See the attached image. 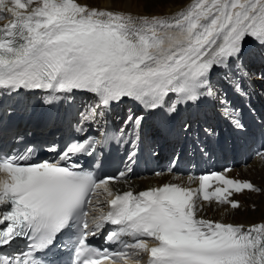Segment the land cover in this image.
<instances>
[{
	"label": "snow or ice",
	"instance_id": "1",
	"mask_svg": "<svg viewBox=\"0 0 264 264\" xmlns=\"http://www.w3.org/2000/svg\"><path fill=\"white\" fill-rule=\"evenodd\" d=\"M5 19L0 96L43 90L44 103L52 105L76 92L94 95L97 102L79 113L81 123L125 98L169 114L207 98L243 128L228 95H248L249 73L240 56L249 45L264 51V0H190L172 14L81 0H0V21ZM218 70L223 75L214 83ZM142 121L129 111L125 125L138 130ZM106 140L53 145L48 150L58 153L55 161L31 162L34 148L0 154V264H44L38 255L65 235L74 244L72 264H264V222L199 215L204 202L239 208L230 197L261 191L256 184L213 172L201 175L197 187L168 182L114 192L112 183L126 178L131 167L98 179L76 162ZM259 155L264 163V153ZM134 156L133 151L128 157L132 163ZM108 227L105 240L118 245L115 250L88 243ZM21 238L26 250L4 251Z\"/></svg>",
	"mask_w": 264,
	"mask_h": 264
},
{
	"label": "bare ground",
	"instance_id": "2",
	"mask_svg": "<svg viewBox=\"0 0 264 264\" xmlns=\"http://www.w3.org/2000/svg\"><path fill=\"white\" fill-rule=\"evenodd\" d=\"M81 2L88 3L91 6L99 7H115L118 9L130 10L133 13L139 14H172L179 10L181 7L187 5L190 0H81ZM147 4V7L145 6ZM254 51V48L251 49ZM257 52H261L262 56L264 51L258 47L255 49ZM252 53L257 54V52ZM258 54L257 56H260ZM246 62V59L245 61ZM220 78V77H219ZM218 77L213 78V82L219 80ZM254 80H259V77H252ZM233 94L229 91L228 100L234 99ZM222 106L219 103L217 111H210V116H217L218 118L225 119L226 116L222 113ZM137 115V114H135ZM143 116V123L145 126L154 125V121L151 119L146 120V116ZM190 133V132H188ZM240 176L251 179L257 187L261 189L259 192L244 191L235 195L240 200V207L237 209H231L228 205H218L216 203L204 202L203 209L199 212L204 216L212 219H218L225 222L252 224L254 222H264V163L261 158L251 159L246 166L239 168ZM235 172L232 171L230 174ZM170 175L163 174L159 176L147 175L142 177H134L130 180H122L116 183L119 188H142L150 184H158L164 178H169Z\"/></svg>",
	"mask_w": 264,
	"mask_h": 264
}]
</instances>
